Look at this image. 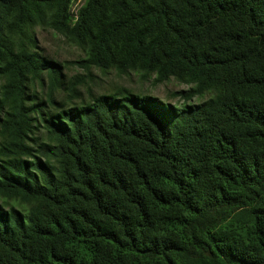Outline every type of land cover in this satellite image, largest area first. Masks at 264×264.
I'll return each instance as SVG.
<instances>
[{"label":"trees","instance_id":"trees-1","mask_svg":"<svg viewBox=\"0 0 264 264\" xmlns=\"http://www.w3.org/2000/svg\"><path fill=\"white\" fill-rule=\"evenodd\" d=\"M74 1L0 0V264H264V0Z\"/></svg>","mask_w":264,"mask_h":264},{"label":"rangeland","instance_id":"rangeland-1","mask_svg":"<svg viewBox=\"0 0 264 264\" xmlns=\"http://www.w3.org/2000/svg\"><path fill=\"white\" fill-rule=\"evenodd\" d=\"M84 4V0H75L71 6V13ZM37 40V51L44 58L60 63H73L65 65L63 71L67 78H72L77 75H85V72L79 68L75 61L84 57V54L74 45L66 42L63 37L48 29H38L35 32ZM93 82L89 84L90 88L99 91V88L107 89L112 85H123L132 89L136 93L150 95L154 98L168 102L170 104H178L177 98H173L172 94L179 91H187L192 86L181 84L174 79H171L161 85L154 86L153 77L148 80L142 79L137 73H129L128 75L118 76L114 72L101 74L96 70H92ZM209 95L199 99H194L193 103H200L207 100Z\"/></svg>","mask_w":264,"mask_h":264},{"label":"built area","instance_id":"built-area-1","mask_svg":"<svg viewBox=\"0 0 264 264\" xmlns=\"http://www.w3.org/2000/svg\"><path fill=\"white\" fill-rule=\"evenodd\" d=\"M75 12H76V10H75Z\"/></svg>","mask_w":264,"mask_h":264}]
</instances>
